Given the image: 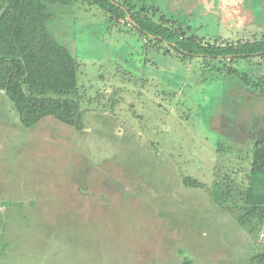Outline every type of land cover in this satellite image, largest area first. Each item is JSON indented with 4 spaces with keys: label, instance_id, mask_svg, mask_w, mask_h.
<instances>
[{
    "label": "rangeland",
    "instance_id": "obj_1",
    "mask_svg": "<svg viewBox=\"0 0 264 264\" xmlns=\"http://www.w3.org/2000/svg\"><path fill=\"white\" fill-rule=\"evenodd\" d=\"M148 1L200 37L264 32V0ZM51 9L55 40L82 63L86 129L49 119L25 130L0 94V264H249L264 252V225L250 231L210 196L230 175L243 201L264 61H182L96 6Z\"/></svg>",
    "mask_w": 264,
    "mask_h": 264
},
{
    "label": "trees",
    "instance_id": "obj_2",
    "mask_svg": "<svg viewBox=\"0 0 264 264\" xmlns=\"http://www.w3.org/2000/svg\"><path fill=\"white\" fill-rule=\"evenodd\" d=\"M80 2L98 7L110 24L124 21L154 50L167 56L173 54L182 61L194 57L204 61L221 59L229 64L241 59L264 61V32L253 41L224 43L221 37H200L192 25L167 17L148 0H0V94L12 102L13 113L25 130L49 119L75 132L86 129L85 111L78 96L82 63L55 40L49 29L55 19L52 6ZM227 70L245 83L251 78L236 68ZM258 82L262 88L264 75ZM99 95L96 100L109 96ZM252 144L249 183L240 194L242 203L235 199V181L230 175L214 182L210 196L253 232L264 225V130ZM183 184L192 189L206 188L189 176L183 178ZM249 264H264V252L252 257Z\"/></svg>",
    "mask_w": 264,
    "mask_h": 264
},
{
    "label": "water",
    "instance_id": "obj_3",
    "mask_svg": "<svg viewBox=\"0 0 264 264\" xmlns=\"http://www.w3.org/2000/svg\"><path fill=\"white\" fill-rule=\"evenodd\" d=\"M129 21H131V19L129 18Z\"/></svg>",
    "mask_w": 264,
    "mask_h": 264
},
{
    "label": "crops",
    "instance_id": "obj_4",
    "mask_svg": "<svg viewBox=\"0 0 264 264\" xmlns=\"http://www.w3.org/2000/svg\"><path fill=\"white\" fill-rule=\"evenodd\" d=\"M252 75V74H251Z\"/></svg>",
    "mask_w": 264,
    "mask_h": 264
}]
</instances>
